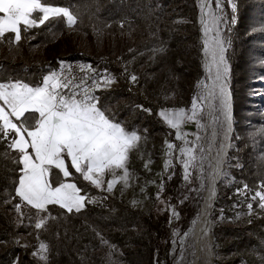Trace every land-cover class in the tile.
Instances as JSON below:
<instances>
[{
	"label": "trees",
	"instance_id": "trees-1",
	"mask_svg": "<svg viewBox=\"0 0 264 264\" xmlns=\"http://www.w3.org/2000/svg\"><path fill=\"white\" fill-rule=\"evenodd\" d=\"M52 6L70 7L77 23L67 27L62 19L22 31L20 42L12 34L0 40V81L21 80L30 86L74 58L100 63L115 78L111 89L97 91L99 105L131 131L140 130L139 147L147 144L150 158L165 154V141L176 145V129L159 117L160 109L185 108L202 91L206 81L199 0H48ZM236 22L225 27L230 88L234 100L232 146L225 175L218 184V197L211 214L214 264H264V209L250 196L264 183V33L251 31L264 23V0H234ZM214 4V3H213ZM230 22L232 8L226 2ZM123 24V27H121ZM163 49V51H158ZM137 76L131 83L129 76ZM151 109V114L137 107ZM108 114V113H106ZM147 130L146 132L144 130ZM0 143V264H171L172 233L184 232L197 221L207 183L197 195L198 171L188 182L180 162L161 176L144 208L118 192L108 193L85 181L71 167L73 181L89 197L97 198L79 213H67L50 205L45 229L31 226L36 210L24 206L23 223L14 205V181L18 179L16 153L7 156ZM130 153V166L137 158ZM137 175L145 170L141 167ZM169 176L171 178H169ZM54 185L62 178L53 169ZM65 180V181H66ZM160 199L156 194L161 189ZM248 185L247 194L237 189ZM83 194V193H82ZM163 201V203H161ZM253 203L251 214L247 208ZM172 209L177 217L173 218ZM29 218H32L30 221ZM101 237L108 241L104 244ZM40 242L48 245L47 261L34 256ZM114 246V247H110Z\"/></svg>",
	"mask_w": 264,
	"mask_h": 264
},
{
	"label": "snow or ice",
	"instance_id": "snow-or-ice-1",
	"mask_svg": "<svg viewBox=\"0 0 264 264\" xmlns=\"http://www.w3.org/2000/svg\"><path fill=\"white\" fill-rule=\"evenodd\" d=\"M213 3L219 9L222 0H201L203 53L210 83L200 82L202 92L194 97L189 109H161L158 112L169 128L177 130L176 139L184 141L185 147L179 149L178 158H182L180 163L185 181L190 179V169L203 168V157L197 158V144L188 146L190 142L180 132L182 125L193 121L199 124L198 113H203L207 106L214 120L223 117L221 127L225 129V138L231 130L229 64L225 56L230 41L226 42L221 35V25L223 23L225 27H230L236 22V4L229 0L233 13L229 22L223 13L217 15ZM57 19H62L69 28L77 23V16L70 7L52 6L48 0H0V40L5 39L6 34H12L10 42L18 43L22 39V31L27 32L46 22L51 24ZM251 31L264 33V23ZM261 63L264 64V60ZM64 67L65 71L44 76L37 86H30L21 80L0 81V143L7 147L3 155L7 156L11 151L17 154L13 163L18 166V179L14 181L15 195L12 199L18 197L20 202L14 208L21 217V223L24 216L21 208L30 206L35 209L37 215L31 226L37 230L45 229L49 219H55L49 212L50 205H57L67 213H79L88 203L97 202V198L89 197L76 183L65 182L73 175L66 158H70L71 167L85 181L101 191L112 193L117 184L123 188L130 186V153L138 149L142 139L140 130L129 131L122 122L111 116L108 108L98 106L99 97L94 90L110 87L115 83L113 76L107 72L97 73L89 82L87 75L77 78L68 71L67 66ZM85 69L95 71L91 65L80 66L82 72ZM129 80L134 84L137 76L131 74ZM137 107L151 114V109L143 105ZM199 139V136L195 137L196 141ZM165 144L168 150L166 156L169 157L164 164L167 171L172 166L170 157L176 145L167 140ZM220 163L217 162L216 171L211 175L219 174ZM150 164L149 159L145 162V168L148 169ZM53 169L59 170L63 178L55 185L51 178ZM106 176L110 177L107 181ZM162 188L161 183V189L156 194L158 200ZM259 188L252 193L250 200L258 201L257 206L264 209V183ZM247 191V184L237 189L242 194H247ZM247 208L248 214H251L253 203L249 202ZM172 215H176L174 209ZM29 219L32 221V218ZM101 241L108 244L103 237ZM47 251L48 245L40 242L33 255L47 261Z\"/></svg>",
	"mask_w": 264,
	"mask_h": 264
},
{
	"label": "rangeland",
	"instance_id": "rangeland-1",
	"mask_svg": "<svg viewBox=\"0 0 264 264\" xmlns=\"http://www.w3.org/2000/svg\"><path fill=\"white\" fill-rule=\"evenodd\" d=\"M226 2L231 7V3H229V0H222L221 8L219 9L215 7V4H213L212 7L217 13V15L223 13L224 18L227 20L226 14H225ZM221 28H222L221 35L224 37L225 41L227 42L228 40H227V36L225 33V26L223 25V23L221 25ZM226 53H225V56L227 59ZM204 69H205V57H204ZM229 80H230V69H229ZM208 81L209 80L206 74L205 83H208ZM228 84H230V81H228ZM257 93H258L257 94L258 96L264 97V92L262 90H260ZM233 103H234V100H233ZM168 109H178V108H168ZM206 113H207L206 107L203 113H198L199 124H197L195 121L189 122L193 127L190 131H188L189 133L188 136L185 137V139L190 142L188 146H191L192 143H195L199 146L198 147V157H197L198 160L200 159L201 156L203 157V160L201 161L203 168L195 167V168L190 169L191 174L193 173V171H198L199 184L197 187V195L204 188V185H206V183H207V188L209 186V175H210V169H211L210 152L215 151L216 147H220L219 144L221 143L223 139V135L225 133V129L221 127V124L223 122V117L220 116L218 121L214 120V117H213V122L215 124V129L217 133L216 135L217 141L215 143L213 142V130L211 126H209L208 115ZM185 124L182 125V127L185 126ZM196 136L200 137L199 141L195 140ZM181 141H182L181 147H185L184 141L183 140ZM231 146H232V142H231ZM201 148L203 149L202 151L200 150ZM164 149H165L164 152L166 154V152L168 151L166 148V144H165ZM179 149L177 151L172 150V156L170 157L171 161L173 158H175L178 162H180V159L182 158H178ZM136 153H137V158L133 161L132 168L130 166L131 165L130 160L128 161L129 171L132 175V179H130L129 181L130 186L127 188H123L121 184H117L113 192H118L124 195L125 197H127L132 202L135 201V204L142 206L144 208H148L151 204V192L153 191L154 188L160 185L161 176L165 172L164 164L166 160L169 159V157H162L161 159H158V160H152L150 158V154H149L150 152H149V149L147 148V144L144 145L143 148L138 147ZM149 159L151 160V164L149 165L148 169H146L144 165H145V162L148 161ZM141 167L145 170V173H143L142 175L135 174V172L139 173L138 170ZM222 175L229 177V182H232L234 179L228 166L227 167L225 166V171ZM109 178L110 177L106 176L105 181H107ZM153 181H155V183H152ZM206 190L204 191V194ZM204 194H203V198H204ZM200 211H201V207H200ZM177 214L178 213L176 212V215L173 216V218H176ZM195 220H196V217L192 219L189 227H187V229L184 232H181L179 229H176L173 231L172 247L170 250L171 257H172L171 264H194L195 250H196L194 230H195L196 223H197V221L195 222ZM212 228H213V222L211 220L210 227H209V234H208V241H209L208 243L210 244V247L213 244V240H211V237H210ZM203 262L204 261H202V263ZM163 264H166V262H163Z\"/></svg>",
	"mask_w": 264,
	"mask_h": 264
},
{
	"label": "bare ground",
	"instance_id": "bare-ground-1",
	"mask_svg": "<svg viewBox=\"0 0 264 264\" xmlns=\"http://www.w3.org/2000/svg\"><path fill=\"white\" fill-rule=\"evenodd\" d=\"M201 16H202V12H201V0H200V15H199L200 24H201ZM201 29H202V38H203L202 24H201ZM77 63H83L84 65H91L92 69H96V63H93L91 61H85L81 58L70 59L65 65L77 64ZM205 70H206V65H205ZM206 74L207 77H209L210 74L208 73L207 70H206ZM208 83H210V80L208 81ZM231 104H232V98H231ZM206 109H207L206 114L208 115L209 126H211L213 130V142L215 143L217 141L216 140L217 133L215 129V124L213 122V116L209 114V109L207 106ZM230 133L231 131L227 132V138H225V133H224L223 139L219 144L220 147H216L215 151L210 152L211 169L209 175V186L204 194L205 197L203 198L201 211L194 230V237L196 242L194 264H211L210 244L208 243L209 227L212 220L211 212L216 197L219 179L225 171V162L228 153ZM218 161L221 162L219 174L211 175L216 171V166ZM202 261H204L205 263L204 262L202 263Z\"/></svg>",
	"mask_w": 264,
	"mask_h": 264
},
{
	"label": "built area",
	"instance_id": "built-area-1",
	"mask_svg": "<svg viewBox=\"0 0 264 264\" xmlns=\"http://www.w3.org/2000/svg\"><path fill=\"white\" fill-rule=\"evenodd\" d=\"M81 65H84L83 63H77V64H71V65H61L60 67H59V69H58V71H57V73H60V72H62V71H65V67L64 66H67V68H68V71H70L73 75H75L77 78H79V77H82V76H85V75H87L88 77H89V82H91V78L94 76V75H96L97 73H104V72H106V71H103L102 69H101V65H100V63L98 62V63H96V69H93V70H95V71H93V72H89L87 69H85L83 72L80 70V66ZM117 84V82L115 81V83L114 84H112L110 87H107V88H101V89H99V90H105V89H111L113 86H115ZM99 90H94V94L96 95V96H98V94H97V91H99ZM192 125L190 124V123H187V124H185V126H183L181 129H180V132H181V134L184 136V137H186V136H188V131H190L191 129H192Z\"/></svg>",
	"mask_w": 264,
	"mask_h": 264
},
{
	"label": "water",
	"instance_id": "water-1",
	"mask_svg": "<svg viewBox=\"0 0 264 264\" xmlns=\"http://www.w3.org/2000/svg\"><path fill=\"white\" fill-rule=\"evenodd\" d=\"M199 15H200V11H199ZM199 27L201 29L200 20H199ZM201 32H202V29H201ZM202 54H203V59H204L203 50H202ZM205 73H206V70H205ZM228 86H229V90H230L231 98H232V116H234L233 94L231 92L230 84H228ZM231 123H233V117H232ZM230 131H231V134H230V139H229V148H228V151H229V149L231 147V138H232V133H233V126H232V124H231V130ZM227 155H228V153H227ZM226 160H227V158H226ZM222 177H223V175L220 177L219 182L221 181ZM219 182H218V184H219ZM218 193H219V190H218V187H217L216 197H215V201H214V205H213V209H212L211 214L214 211V207H215V203H216V200H217V197H218ZM204 197H205V195H204ZM210 237H211V240H213L212 232H211V236ZM210 258H211V263L214 264L213 245L210 247Z\"/></svg>",
	"mask_w": 264,
	"mask_h": 264
},
{
	"label": "crops",
	"instance_id": "crops-1",
	"mask_svg": "<svg viewBox=\"0 0 264 264\" xmlns=\"http://www.w3.org/2000/svg\"><path fill=\"white\" fill-rule=\"evenodd\" d=\"M67 62H68V61L62 62L61 65H65ZM61 65H60V66H61ZM57 71H58V69L55 70V71H53V72H56V73H57ZM51 73H52V72H51ZM49 74H50V73H49ZM67 159L70 161V158H66V163L68 164ZM70 163H71V161H70ZM65 182H73V181L66 180ZM74 183H75V182H74Z\"/></svg>",
	"mask_w": 264,
	"mask_h": 264
}]
</instances>
